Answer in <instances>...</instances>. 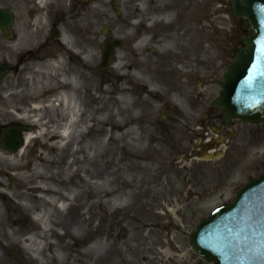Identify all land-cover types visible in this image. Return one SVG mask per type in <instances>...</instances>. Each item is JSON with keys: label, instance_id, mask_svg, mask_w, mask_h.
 <instances>
[{"label": "rangeland", "instance_id": "374dc122", "mask_svg": "<svg viewBox=\"0 0 264 264\" xmlns=\"http://www.w3.org/2000/svg\"><path fill=\"white\" fill-rule=\"evenodd\" d=\"M163 4H166L164 8L160 6ZM101 7L103 23L109 24L111 28L108 40L119 39L122 42L115 50L112 66L96 74L91 70L69 68L56 71V76L50 79L53 70L40 69L26 87L27 94L38 96V84L50 81L58 89L67 90L74 98L78 97V119L81 125L80 131L75 127L72 135L66 139L59 138L52 152L42 151L44 161L32 162L30 169L18 160L3 161L21 171L14 173L13 185L7 178L2 181L8 198L0 202V264H15L18 257L31 258V253H34L31 249L34 243L29 245L15 235L18 220L24 219L29 223L25 232L34 229L30 215L36 203L28 200V206H25L23 195L29 193L34 197L35 194L27 190L41 181L36 176L39 172L51 176V181L57 184L60 191L75 189L83 192L82 201L85 205L76 212L75 219L90 220L84 226L85 229L92 227L102 207L105 221L113 213L119 222L128 223L132 221V212L144 211L150 213L153 220L178 222L188 231L215 208L229 202L248 179L264 171V123L252 125L231 121L220 127L219 118L222 114L217 111L214 117L216 121L208 126L202 113L207 110L208 101L216 95L218 81L208 93L205 103L199 107V114L193 115L188 108V101L176 92L168 97L170 101L166 103L167 107L168 104L174 106L173 116L159 119V111L167 99V87L153 76L161 74L159 66L168 70L180 69L181 53L193 48L213 53L212 31H223L219 29L223 25L226 28L230 25L236 37L232 56L247 33L238 31L241 19L220 21L211 18L212 14L227 16L229 7L206 6L202 3L191 5L176 0H101ZM156 8L163 11L161 15L158 10L155 16ZM158 18L163 22H158ZM159 23L166 25V32L161 36L156 27ZM142 24H145L147 32L133 45V26ZM189 27L193 29L192 34ZM146 63L154 68L149 73L143 69ZM61 75L67 78L66 81L69 75H74L79 88L74 90L68 83L61 85ZM121 89L128 92L123 101L119 99ZM93 93L99 96L97 105L93 103ZM13 94L18 93L15 91ZM105 106L110 111H105ZM95 107L99 110L98 123L94 120ZM48 111L50 120L59 122L62 119L65 122L67 111L62 110L60 103L51 105ZM114 113L122 125L118 130L112 129ZM192 115L199 120L194 133L181 130L187 121H191ZM213 128L220 130L214 131ZM48 133L55 135L53 131ZM94 139L98 142L94 161L101 182L96 194L86 187L85 178L87 173L93 172L92 162L88 163V160L96 150ZM203 145L219 150L223 156L219 160L209 161L208 155L206 158L201 157V152L197 155L196 150ZM181 155L185 156L182 158ZM191 155H195L196 160L190 159ZM219 165H227L230 170L228 181L222 187H219L220 181L216 180L215 174V167ZM196 166L204 170L203 174L196 172ZM120 171L129 176L125 177ZM87 177L91 178V174ZM104 185L115 192L128 187L129 192L113 200V196L104 191ZM64 215L69 220L70 210L65 208ZM58 217L57 213H53L51 219ZM84 230L80 232L81 235ZM63 231L66 234L58 243L63 247L62 255L67 256L72 251L71 243L79 239L73 237L69 228ZM50 252L43 254L50 257ZM11 254L14 256L8 257Z\"/></svg>", "mask_w": 264, "mask_h": 264}, {"label": "flooded vegetation", "instance_id": "af4514ba", "mask_svg": "<svg viewBox=\"0 0 264 264\" xmlns=\"http://www.w3.org/2000/svg\"><path fill=\"white\" fill-rule=\"evenodd\" d=\"M176 1H186L191 5L219 4L226 8L231 0ZM101 8V0H0V194L5 195V199L3 179L13 180L14 173L21 169L8 166L3 161L18 160L30 169L32 162L43 159L42 151H53L58 139L48 131L64 123L62 119L59 122L49 119L48 100L51 94L41 97L27 94V85L40 69L64 71L75 68L91 70L95 74L102 70L104 47L111 42L107 40L111 28L108 25L106 34L103 33L105 27ZM220 17L219 14L211 15V18ZM222 28L221 33L212 31L213 53L195 48L183 51L179 57L180 69L168 70L159 66L161 74L153 75L167 87V99L159 113L161 120L173 116L174 106L170 104L166 108V103L169 102L168 97L176 92L188 101L193 115L199 114V107L205 103L211 88L221 77L220 71L231 59V51L236 44L231 26ZM189 30L192 34L193 29L189 27ZM238 31L242 32L239 27ZM146 32L145 24L133 26L135 39L132 43L136 44ZM165 32L166 26L159 36ZM143 69L149 73L154 68L146 63ZM15 91L18 94H13ZM39 107L42 109L39 110ZM216 112L208 101L207 110L202 113L208 126L216 121ZM193 115L181 130L194 133L199 120ZM204 150V146L198 148L197 155L200 152L203 154ZM195 170L200 175L204 171L197 166ZM215 174L216 180L220 181L219 187L224 186L229 177L227 166L215 167ZM104 215L100 207L92 227L85 229L86 225H83L79 236L73 235L79 240L71 243L72 251L67 256L62 255L60 260L54 257L48 241L60 246L63 253L58 241L65 235L58 238L49 235L44 240L36 239L42 246L38 254L31 258L20 256L15 264H209L192 252L179 223L153 220L150 213L144 211L132 212V221L128 223L119 222L113 213L105 221ZM28 225L26 220H21L15 236L25 241L31 237L33 229L25 232ZM65 228L71 230L68 226ZM43 252L52 254L46 257Z\"/></svg>", "mask_w": 264, "mask_h": 264}, {"label": "water", "instance_id": "95a60500", "mask_svg": "<svg viewBox=\"0 0 264 264\" xmlns=\"http://www.w3.org/2000/svg\"><path fill=\"white\" fill-rule=\"evenodd\" d=\"M233 17L245 18L250 33L222 75L211 101L223 115L222 124L264 123V0H231ZM108 44L103 67L114 47ZM192 249L211 264H264V172L243 185L234 200L215 209L189 233Z\"/></svg>", "mask_w": 264, "mask_h": 264}, {"label": "bare ground", "instance_id": "6f19581e", "mask_svg": "<svg viewBox=\"0 0 264 264\" xmlns=\"http://www.w3.org/2000/svg\"><path fill=\"white\" fill-rule=\"evenodd\" d=\"M165 5L166 4H163L160 6L164 8ZM158 10H160L159 11L160 15L163 12L161 9L156 8L155 16L158 14L157 13ZM157 20L158 22H163L161 21V18H158ZM157 26L160 32H162L166 25L159 23ZM56 71L57 70L54 69L50 73L49 79L56 76ZM60 78H61L60 80L61 85L65 86L68 83V85L70 84L74 90H77L79 88V85L77 84L74 75H69L67 81H66L67 78L64 75H61ZM36 90H37L38 97L44 96L45 94H51V98L48 100V103H49L48 107H50L51 105H54L55 103L57 104L60 103V105L62 106V110L67 111L66 120L65 122L63 121L64 122L63 125H61L58 129L53 131L57 137L66 139L67 137H69L70 135L74 133L73 130H75V127L78 131H80L79 126L81 124L78 119V111H79L78 97L74 98L72 94H69V91L61 89V88L58 89V87H56V84L50 81L48 82L41 81V83H39L38 86L36 87ZM120 91L121 93H120L119 99L120 101H123L124 98L127 96L128 92L122 91V89ZM98 102H99V96L96 93H93V103L97 105ZM38 109H40V107ZM104 110L110 111V108L105 106ZM93 111H95L94 113H96V116H94V120H96V123H98L100 120V116L98 115L99 110H97V108L95 107L93 108ZM121 111H124V110L121 109ZM121 127L122 125L120 124V119L114 113L112 129L118 130ZM93 143L95 145L96 150L92 152V154L90 155V158H89L90 161L88 160V163L92 162L91 164L93 165L92 166L93 172L87 173V176L91 174V178L87 176H85V178L87 181L86 187L91 188L93 191V194H96L101 188V182L97 174L98 168L94 161L98 153L97 139H94ZM120 173L124 175L125 177L129 176L124 171H120ZM36 176L37 178L41 179V181H39L37 184H34L32 187H30L27 190L28 192H32L35 195L34 197H32L31 194L25 193L23 195V201H24L23 203L25 206H28L27 201L32 200L36 203V207L40 209L39 210L40 214H37L36 221L40 225L42 229V233L45 236L55 235L57 238L63 237L65 235V232L60 233V231L64 230L65 227L68 226L71 228V234L78 237L79 231L82 229L83 225H86L90 222V220L88 219L86 221L82 220L81 218H79L78 220L75 219L76 214H77L76 212L85 205V202L82 201L83 192L75 191V189H67L65 191H60L57 184L51 181V176L45 175L44 173L42 174L40 172L37 173ZM88 183L90 186L88 185ZM125 188H126L125 190L115 192L113 189L105 185L103 186L104 191L110 193L113 196L112 197L113 200L115 199L117 200L123 195L127 194L129 190L127 189L128 187H125ZM58 200H62V202L56 205V202H58ZM65 208L70 210V215L68 216L69 220L65 218L66 216L64 215ZM53 213H57L59 215L58 219H55V220L51 219ZM26 240H30V241L32 240V243L35 244L36 254H38L39 250H42L41 243L35 241L31 237L27 238ZM49 249H52L54 253L53 254L54 257H56L58 260L61 259L62 248L60 246H58L56 243L53 245L51 244L49 245Z\"/></svg>", "mask_w": 264, "mask_h": 264}, {"label": "snow or ice", "instance_id": "6c2138e0", "mask_svg": "<svg viewBox=\"0 0 264 264\" xmlns=\"http://www.w3.org/2000/svg\"><path fill=\"white\" fill-rule=\"evenodd\" d=\"M262 51H264V49H262Z\"/></svg>", "mask_w": 264, "mask_h": 264}]
</instances>
